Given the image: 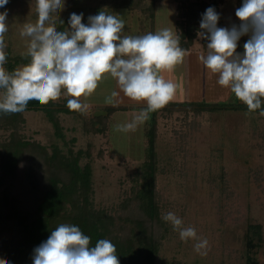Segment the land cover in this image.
Returning a JSON list of instances; mask_svg holds the SVG:
<instances>
[{
	"label": "rangeland",
	"instance_id": "rangeland-1",
	"mask_svg": "<svg viewBox=\"0 0 264 264\" xmlns=\"http://www.w3.org/2000/svg\"><path fill=\"white\" fill-rule=\"evenodd\" d=\"M235 2H220L218 11L222 27L237 24ZM121 4L122 0H66L59 17L54 20L57 23L65 17L63 30H66L70 13L83 12L82 22L87 23L89 15L103 10L124 20V35H137L139 21H143L146 29L153 27V32L169 28L176 33L175 22L181 19L179 13L183 9L182 0H135L139 6L136 12H126ZM6 8L5 44L11 56L24 55L29 52L30 42L20 31L26 22L37 24L36 5L31 0H9ZM199 32L193 39V50H202L204 43ZM145 33L148 31L144 30ZM248 38L247 35L240 38L238 52L243 51V43ZM188 58L189 54L173 69L161 72L177 84L175 95L163 107L149 112L147 120L135 130L117 132L113 126L131 121L147 106L93 115L97 110L107 112V106L115 103H107L105 99L113 90H119L116 80L108 77L99 82L90 96L79 98L89 102L93 109L59 113L61 128L58 132L40 110H27L20 115L23 121L18 131L26 139L46 145L48 151L52 145L65 153L69 150L72 156L81 152L78 164L90 165L94 205L112 213L120 229L128 230L131 206L126 196L132 179L139 178L142 165L148 160V130L153 124L161 216L169 211L175 213L183 219L184 226L194 227L198 237L208 240L207 254L201 255L194 250L195 241H182L178 231L163 220L162 226L155 227L159 239L157 261L162 264H245L249 227L259 224L261 239L253 240L258 244L253 254L257 264H264V116L258 111L249 112L231 91L217 84L216 74L203 66L196 67ZM17 68L22 71L21 65ZM184 86L187 87L185 92ZM184 93L187 100L183 98ZM68 98L62 92L54 102L66 108ZM192 102L196 109L204 102L213 110L196 113L194 108L187 106ZM95 118L98 119L95 121ZM7 133L0 130V144ZM43 173L46 178L47 172ZM8 183L19 186L14 180L6 181L0 184V191ZM33 184L25 186L24 191L30 195L35 192L37 187Z\"/></svg>",
	"mask_w": 264,
	"mask_h": 264
},
{
	"label": "clouds",
	"instance_id": "clouds-1",
	"mask_svg": "<svg viewBox=\"0 0 264 264\" xmlns=\"http://www.w3.org/2000/svg\"><path fill=\"white\" fill-rule=\"evenodd\" d=\"M9 0H0V113L19 116L31 103H47L62 92L71 110L88 108L81 96H90L101 80L114 78L119 90L133 100H143L147 108L131 121L115 124L117 132L135 130L148 118V113L163 107L175 95L177 84L161 75L183 62L186 50L169 29L161 28L143 35H124L125 22L118 15L103 10L87 17L69 14L66 30H58L54 17H59L66 0H31L37 8L38 22L24 23L20 35L29 41L30 65L23 71H8L4 34L8 31ZM240 23L219 27L218 13L209 6L201 14L199 36L207 39V54L199 57L217 84L228 88L243 102L249 112L259 110L264 116V0H242L235 10ZM61 23H64L60 19ZM249 38L238 52L240 38ZM119 95L113 90L105 99L114 103ZM161 219L178 231L182 241H195L193 247L207 254L208 240L198 237L196 229L184 226L183 219L169 211ZM0 264L12 261L0 260ZM32 264H120L116 246L109 239L90 237L76 224L61 223L46 240L33 250Z\"/></svg>",
	"mask_w": 264,
	"mask_h": 264
},
{
	"label": "trees",
	"instance_id": "trees-1",
	"mask_svg": "<svg viewBox=\"0 0 264 264\" xmlns=\"http://www.w3.org/2000/svg\"><path fill=\"white\" fill-rule=\"evenodd\" d=\"M222 1L194 3L182 0L183 9L179 13L181 19L176 20L175 26L176 36L183 49L187 50L196 32L201 31L199 24L205 9L214 6L219 13L218 6ZM235 3L237 9L242 0H236ZM120 6L127 8L126 10H137L139 7L135 0H122ZM3 10L0 8V11ZM60 19L64 23H61ZM60 19L57 21V28L63 30L65 17ZM221 19L220 14L219 27H222ZM239 23L237 18V24ZM201 40L204 44L208 42L203 37ZM5 52L4 68L8 71L18 70V65L22 66L23 71L31 63L28 53L11 56L7 46ZM193 105L192 102L187 106L194 108L196 113L205 109L213 110L211 106L206 107L204 102L200 107L197 106V109ZM242 106L244 107V103ZM125 109L123 106L106 108L107 115ZM28 110L42 111L55 132H58L61 128L59 113H67L71 109L50 100L47 103H31ZM19 117L20 115L0 113V130L8 132L7 138L0 144V184L14 180L21 186L19 188L8 183L0 191V260H10L12 264H32L34 248L46 240L50 231L59 224L70 223L78 225L81 231L90 237L91 246H94L98 239H109L116 246L120 264H162L157 261L159 239L155 235V227L162 226L163 221L156 189L157 164L153 144L156 136L155 126L151 123L152 127L148 130V160L143 163L139 178L132 179L126 196L128 206H131V227L121 230L112 213L94 205L91 199L93 191L90 165L78 164L81 152L78 151L72 156L69 150L65 153L52 145L48 151L46 145L26 139L18 131L23 121V118ZM94 130L98 131L96 127ZM43 172H47L46 178ZM32 182L37 189L30 195L24 191V187ZM249 228L251 230H248L244 263L257 264L253 248L258 244L253 240L261 239V229L259 224Z\"/></svg>",
	"mask_w": 264,
	"mask_h": 264
},
{
	"label": "crops",
	"instance_id": "crops-1",
	"mask_svg": "<svg viewBox=\"0 0 264 264\" xmlns=\"http://www.w3.org/2000/svg\"><path fill=\"white\" fill-rule=\"evenodd\" d=\"M126 10V9H125ZM126 12H130V11H127L126 10ZM134 12H136V10L134 11ZM143 22V21H142ZM142 22H140L139 21V25H137L136 24V29H137V31H135V34H139V33H141V35L143 34V32H144V30H147L148 32H153V27H151L150 26V28H144L146 25L144 24V23H142ZM235 23H237V18H235ZM151 24H153V22L151 21L150 22V25ZM142 25H143V27H142ZM138 26V27H137ZM139 28H141V29H139ZM130 29H131V27H130ZM174 33H175V31H174ZM175 35H176V33H175ZM192 44H193V42H192ZM192 44L190 45V47L186 50V56H187V54H189V58H190V60L191 61H193L194 63H195V66L196 67H200V68H202V66L205 68V66L202 64V62L200 61V59H199V57L201 56V55H206L207 54V51H208V49H207V44H201V46H202V50H193V49H191V47H193L194 46V44H193V46H192ZM190 51H193V52H190ZM189 58H188V60H189ZM193 59V60H192ZM187 60V59H186ZM190 61V63L192 64V62ZM167 74H165V76H166ZM186 89H187V87L186 86H184V88H183V90H184V92L186 91ZM225 89H228V88H226L225 87ZM229 90V89H228ZM227 90V91H228ZM117 91V90H116ZM226 91V90H225ZM230 91V90H229ZM118 92H119V95L117 96V97H115V103L114 104H109V106H123V107H126V109L125 110H130V108L131 107H135V106H142V107H144V106H147V103H146V101H143V100H140V101H137V100H133V99H131V98H129V97H127V96H125L120 90H118ZM183 98H184V100H187L186 99V95H185V93H184V96H183ZM87 104H88V108L87 109H93L92 108V105L89 103V102H87ZM109 106H107V107H109ZM124 110V111H125ZM117 111H120V110H117ZM121 111H123V110H121ZM115 112V111H114ZM113 113V112H112ZM111 113V114H112ZM106 115H107V112L105 113Z\"/></svg>",
	"mask_w": 264,
	"mask_h": 264
},
{
	"label": "water",
	"instance_id": "water-1",
	"mask_svg": "<svg viewBox=\"0 0 264 264\" xmlns=\"http://www.w3.org/2000/svg\"><path fill=\"white\" fill-rule=\"evenodd\" d=\"M105 114L106 112H103V111H100V110H97V111H94L93 115L96 116V115H99V114Z\"/></svg>",
	"mask_w": 264,
	"mask_h": 264
}]
</instances>
